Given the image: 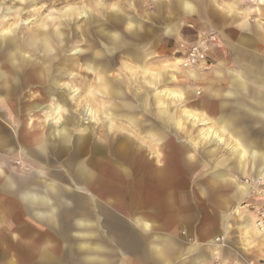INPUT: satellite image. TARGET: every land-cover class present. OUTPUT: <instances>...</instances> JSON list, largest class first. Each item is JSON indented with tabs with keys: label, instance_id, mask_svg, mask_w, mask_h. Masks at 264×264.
<instances>
[{
	"label": "clouds",
	"instance_id": "obj_1",
	"mask_svg": "<svg viewBox=\"0 0 264 264\" xmlns=\"http://www.w3.org/2000/svg\"><path fill=\"white\" fill-rule=\"evenodd\" d=\"M9 24L0 264L264 260V233L253 249L229 223L264 209V0H0ZM147 181L150 198L119 192Z\"/></svg>",
	"mask_w": 264,
	"mask_h": 264
},
{
	"label": "rangeland",
	"instance_id": "obj_2",
	"mask_svg": "<svg viewBox=\"0 0 264 264\" xmlns=\"http://www.w3.org/2000/svg\"><path fill=\"white\" fill-rule=\"evenodd\" d=\"M46 2V0H45ZM72 11H74L73 8L69 7L65 10V12L63 13L64 15H69ZM21 19H23V17H21ZM58 22H59V18L58 15L49 13L46 17L45 20L43 22V26H45L47 28V26L53 24L54 27H58ZM22 26V25H20ZM14 25L13 24H9L8 27L6 29H2L0 30V34L4 35H9L14 31ZM171 66L169 65H165L162 68H150V69H138L136 67L133 66H127L125 67L124 71L126 73L129 74L130 77H137L140 75L141 71H143V75L144 78L146 79L148 76H151L152 80H158L161 78L163 71H167L170 69ZM170 89L167 90H163V92L168 91ZM91 91V94L94 96H101L103 94V87H96ZM173 91V90H172ZM170 98V97H169ZM158 100H163L167 103V96L163 95L162 97H159ZM107 114V115H106ZM105 114V118H109L110 114L106 113ZM109 114V115H108ZM57 117V114H55ZM60 116V113H59ZM135 189V193H136V197H137V188L134 187ZM139 193H141L140 191H138ZM131 202V201H130ZM243 208H246V211L241 212L240 215H237V219L235 222L229 221V223L231 224V227L233 228L234 231H236L237 233H239L242 238L245 240L246 239V245H250L253 249L258 248V244H257V240L253 239V237H259V234L253 233V232H249V230L247 229V216H251L252 220H253V224L255 226V210L259 209V204L256 203L254 204L253 202L250 201H245V204H241L240 205ZM245 216V217H244ZM256 227V226H255ZM258 233H262L257 229ZM255 258V257H254ZM260 262H264V260H261Z\"/></svg>",
	"mask_w": 264,
	"mask_h": 264
},
{
	"label": "crops",
	"instance_id": "obj_3",
	"mask_svg": "<svg viewBox=\"0 0 264 264\" xmlns=\"http://www.w3.org/2000/svg\"><path fill=\"white\" fill-rule=\"evenodd\" d=\"M239 146L237 145V147H239ZM240 147H242V146H240ZM241 159L243 160V159H245V157L241 156ZM141 175H145V173L142 172ZM145 179H147L146 175H145ZM138 191H140L141 193H139ZM156 191L157 190L153 186L152 182L151 181H147V183H145L142 188H137V197H138V195L142 194L145 198H150L153 195H155ZM119 192L129 202L130 201L133 202V201H135L137 199L134 187H123V188L119 189ZM240 208H243V207L240 206L239 208L235 209V213L234 214L240 215L241 214ZM246 219H247V229L249 230V232H253V233L259 234V236H260L262 233H258L257 232V229H256V227L253 224V220H252L251 216H247ZM239 237L244 242V244L247 243L246 239L244 240L240 234H239ZM252 258L254 259V256Z\"/></svg>",
	"mask_w": 264,
	"mask_h": 264
},
{
	"label": "bare ground",
	"instance_id": "obj_4",
	"mask_svg": "<svg viewBox=\"0 0 264 264\" xmlns=\"http://www.w3.org/2000/svg\"><path fill=\"white\" fill-rule=\"evenodd\" d=\"M75 11V10H74ZM74 11H72L69 15H71ZM49 26H53V24H51V25H49ZM49 26H47V28L45 27V26H43V28L45 29V30H47L48 28H49ZM4 35H6V34H4ZM102 87V86H101ZM164 95H166L167 96V98H173V99H175V98H177V93L175 92V91H172V90H168V91H165L164 92ZM158 103L161 105V106H165L167 103L165 102V101H163V100H158ZM57 114V117H59V112H57L56 113ZM107 115V114H106ZM109 115V114H108ZM189 116H190V119H193V120H198V117H197V115L196 114H189ZM239 146V145H238ZM240 147V146H239ZM243 156V155H242ZM245 157V156H244ZM257 229V228H256ZM262 233H264V232H262Z\"/></svg>",
	"mask_w": 264,
	"mask_h": 264
},
{
	"label": "built area",
	"instance_id": "obj_5",
	"mask_svg": "<svg viewBox=\"0 0 264 264\" xmlns=\"http://www.w3.org/2000/svg\"><path fill=\"white\" fill-rule=\"evenodd\" d=\"M260 211H264V209H259ZM255 213V226L260 232H264V221H262L259 216L257 215V210L254 211ZM260 264H264V262H260Z\"/></svg>",
	"mask_w": 264,
	"mask_h": 264
}]
</instances>
